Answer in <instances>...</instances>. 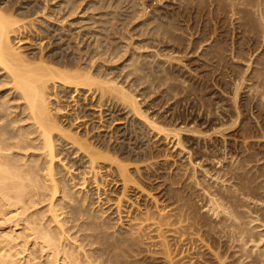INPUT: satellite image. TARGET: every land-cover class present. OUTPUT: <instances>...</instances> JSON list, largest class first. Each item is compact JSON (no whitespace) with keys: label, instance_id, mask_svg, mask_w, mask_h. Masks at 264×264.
<instances>
[{"label":"bare ground","instance_id":"bare-ground-1","mask_svg":"<svg viewBox=\"0 0 264 264\" xmlns=\"http://www.w3.org/2000/svg\"><path fill=\"white\" fill-rule=\"evenodd\" d=\"M6 1H8V3L9 2L12 3V0H6ZM78 1H76L77 3L76 2H73V3L79 4ZM98 1H100V0H98ZM186 1L187 0H185V2ZM193 1H196V0H193ZM231 1L232 0H230V2ZM240 1H242V0H240ZM250 1L248 2V4L250 3ZM35 2H36V0H35ZM70 2L72 3V1L70 0L67 4H71ZM238 2L235 5H237ZM259 2L260 1H258V3ZM8 3H6V4H8ZM11 3H9V4H11ZM91 3H93V2H91ZM115 3H116V1H115ZM186 3H188V2H186ZM208 3L210 4V2H208ZM208 3H206L207 6H208ZM231 3H228L230 5V8L233 7L232 6L233 4L231 5ZM241 3L245 4L244 7H246L247 3H244V1H242L239 3V5H237L239 8L240 7L243 8ZM181 5H182V2H181ZM184 5L187 6V4H184ZM191 5H192V2H191ZM195 5H198V4L195 3ZM20 6H22V5H20ZM37 6H39V5H37ZM40 6H41V4H40ZM237 6H234V7L238 8ZM262 6H261V8H262ZM12 7H14V6L12 5ZM43 7L41 8V10L34 9V5H31V3H27V5L25 7L24 6L21 7L22 10H16L17 11L16 12L13 10L14 8H12V10L10 8L9 9L6 8L7 9L6 10L5 8H3V5H2V7L0 6V264H194L195 262H193V261L196 259L195 257H196L197 252H202L205 255H208L209 257L208 258L206 257L207 259H209L210 257L216 256L214 251H212L211 247L208 246V244L205 242L206 240H203L201 238L202 236L201 237L199 236L200 233L198 234V232H196V228H195L196 224L194 225V223L192 222L194 219L191 216L189 217V215H190V212L188 210V208H190L189 205H188V208H185V206H183L182 204H179V202H173L172 201V204H170L169 208L166 207L167 205L164 206L165 210L167 208L169 209L168 212H166L167 210L164 211V209L161 208L162 207L161 205H160L161 207L159 206V208L161 210L158 208L160 211H155V209H153L154 210L153 211V210H150L148 208L142 209V208H140L141 206L139 207V205L136 204L137 200H138L137 198L142 197L141 200H144L145 199V198H143L144 196L150 197V195H147L149 190L146 191L144 189V187H142L140 185V183L137 182L138 180L135 179V177L133 176L134 172L130 173V171H129V165L130 164L128 165L127 162L130 161L131 159L128 160L127 158H125L123 156V154L127 153V151H125L126 147L124 146V142L126 143V140H129L128 136H129L130 132H134L132 129L134 127V124L136 127L142 126L144 128V130H145V128H146V130L148 128V129H151L155 132H156V130L158 132L160 131V134L162 131H168V132H171V134L173 133V137H174L173 139H175L177 142L176 143L172 138H170L173 140V142H175V144L173 143L174 144L173 146H175L176 144H181V140L179 138H177V137H180L179 135H181L179 132L180 130L179 129L176 130V128H174L173 126H172L173 128L172 127L168 128L167 123H166L167 127L164 128V127H162L163 125H161V126L158 125V122L156 120H154L155 118L150 119L148 116H145L144 115L145 112L144 111L141 112V110H140V107H139L140 103L138 102V99H137L138 96H135V93L132 94V92L129 91L131 89H129V90L126 89V87H127L126 85L124 87L123 85H120V83L118 84L115 81H113L115 79L111 78V75L109 78L108 77L109 73L107 74L106 69L102 67L103 64H99L102 66H97L95 64L96 58L94 60L95 62L92 60V59H94L93 56L95 54L92 57H90V60L87 61L88 64L84 63V64H87L88 66L90 65L88 67L87 65L85 66L82 63V62H84V60L79 54H78L79 56H76V53H75L74 57H72L71 55H70L71 56L70 57L66 53L65 48H63L64 45L62 44L61 38L59 41L54 40L53 42H51V40H52L51 38H53L55 36V35L52 36V34H51L52 30L51 29H54L56 27L52 26L51 25L52 23L49 24L50 26L49 25L47 26V23H48L46 21L47 18L45 19V21H43L44 19L41 20V19L37 18L40 13L44 14V12L46 11V6L44 8ZM211 7H212V5H211ZM211 7L208 6L209 10H211L210 9ZM91 8H93V6ZM186 8H184V9H186ZM227 8H229V7H227ZM248 8H250V7L247 6V9ZM19 9H20V7H19ZM119 9L122 10L121 8H119ZM251 9H252V7H251ZM128 10H130V9H128ZM231 10H230V12L236 11L235 9L232 11ZM18 11H20V12L18 13ZM56 11H58V10H56ZM61 11H62V9H61ZM134 11H136V8L134 9ZM254 11L256 12V10H254ZM258 11H260V8ZM167 12H164V13H167ZM170 12H172V11H170ZM175 12L177 13V11H175ZM108 13H109V11H108ZM139 13H141V12H139ZM172 13H171V15H172ZM132 14H134L133 11H132ZM232 14H234V13H232ZM254 14H256V13H254ZM259 14H260L261 20L264 21L262 19L263 15L261 14V12H259ZM119 15L120 14H118V16ZM46 16H47V14H46ZM92 16H93V14H92ZM105 16H107V15H105ZM177 16L178 15H176V17ZM234 16H235V14L233 15V17ZM240 16H241V14H240ZM43 17H44V15H43ZM167 17H169V16H167ZM170 18H171V16H170ZM236 18H237V16H236ZM259 18L257 20H259ZM135 19H136V16H135ZM152 19H155V18H152ZM174 19H175V16H174ZM40 20L43 21L42 24L43 25L45 24V26H43L41 24ZM52 20H54V19H52ZM175 20L177 22V19H175ZM257 20H255V21H257ZM48 21H50V19ZM106 21L108 22L109 20H106ZM156 21H158L157 18H156L155 22ZM230 21H231V19H230ZM55 22H56V20H55ZM165 22H167V21H165ZM169 22H171V20H169ZM169 22L167 24H169ZM260 22L258 21V23H260ZM102 23H104V22H102ZM108 23H106V25ZM145 23L147 24V22H145ZM153 23L154 22L152 21V25H153ZM149 24H151V22ZM260 24H259V26H260ZM93 25H95V23ZM102 25H104V24H102ZM141 25H143V24H141ZM152 25H149V26H152ZM263 25H264V23H263ZM177 26H179V25L177 24ZM48 27H49V29H47ZM91 27L92 26H90V28ZM146 27H148V26H146ZM171 27L173 28V26H171ZM263 27L264 26H262L261 30H264ZM60 28H61L60 30H62V27H60ZM106 28H108V27H106ZM163 28H164V26H163ZM154 29L151 27L152 31ZM160 29H162V28H159L156 32L157 36L162 34L161 33L162 31L159 32ZM177 29H180V28L178 27ZM63 30H64V27H63ZM102 30H103V28H102ZM111 30H112V28H111ZM173 30H175V29H173ZM106 31H107V29H106ZM106 31H104V32H106ZM154 31H153V33H155ZM171 31L172 30L169 29L170 33L169 34L167 32L166 33L168 35H170ZM172 32H174V31H172ZM95 33H96V30H95ZM159 33H161V34H159ZM262 33H261V35H262ZM24 34H26V37H25L26 42H28L30 44L31 41H33V43L31 44L32 46L35 45L34 41L37 42L38 45H36L35 47L38 46L37 50L40 49V51L38 50V52H41L42 48H44V50H46L45 48L52 45V43H54V42H56V44H54L56 47L54 46L55 47L54 49L51 48V50L49 52H47V54H42V52H43L42 51L40 53V55L39 54H38V56L35 55V61L31 60V58L28 57V56H30L29 54L27 56L24 54L25 51L22 52V50H20V46L22 47L24 42H21L22 39H19V37H20V35H22V37H23ZM177 34L179 35L178 32H177ZM245 34H247V33H245ZM49 35H51L52 37H49ZM106 35H108V34L106 33ZM172 35H175V34L172 33ZM238 35H239V33H238ZM97 36H99V35H97ZM152 36H154V34ZM261 37H263V36H261ZM31 38L33 40H29ZM44 38H47L48 41L44 42L43 40H46ZM107 38H108V36H107ZM182 38H181V40H182ZM242 38H243V36H242ZM15 39H18V42H16ZM153 39H154V37H153ZM171 39H172V37H171ZM14 40H15V43L18 44V46H17V44L15 46ZM76 40H77V38H76ZM174 40H177V39H174ZM80 41H82V40H80ZM212 44L213 43L211 42V45ZM235 44H237V43H235ZM115 47H116V45H115ZM223 47H224V45H223ZM72 48H74V47L72 46ZM77 48H78V46H77ZM120 49H121V47H120ZM122 49H124V48H122ZM128 50L132 51L131 49H128ZM214 50L215 49H213V51ZM216 50H217V48H216ZM233 50H234V48H233ZM85 52L88 53V51H85ZM238 52H239V50H238ZM34 53H35V50H34ZM157 53L156 54L159 55V52H157ZM104 54L106 55V53H104ZM231 55H232V53H231ZM89 56H91V55H89ZM131 56H130L131 59L130 60L128 59L129 61H127V63H126L127 65H125V68L127 69V67H129L131 69L130 72H132V74L134 76L136 74H138V76H139V75H141L139 73H143V72H141L142 68L139 66L141 62L138 65V60H139L138 55H137V59L135 58V55H133L132 57ZM152 56H154V55L152 54ZM152 56L150 54L151 58H152ZM217 56H218V54H217ZM101 58H102V56H101ZM101 58H97V59L100 60ZM162 58H165V57H162ZM166 59H167V57H166ZM218 59H220V58H218ZM146 60L144 59V61H146ZM142 61H143V59H142ZM226 61H228V60H226ZM103 62H105V61H103ZM110 62L111 61H109L108 64H111ZM160 62L162 63V60ZM205 62H208L207 59L205 60ZM150 63H151V61H150ZM213 64H214V62H213ZM257 64H260L259 61ZM143 65H142V67H143ZM256 66L259 67L258 65H256ZM256 66H255V70L258 69V68H256ZM151 67H152V65H151ZM100 68H102L103 70ZM122 68H124V67H122ZM126 69H122V70L124 71ZM157 69L158 68H156V70H154V71L156 72ZM102 71H104V72H102ZM144 71L146 72V69ZM257 71H259V70H257ZM130 72H129V74H130ZM150 72H149V75H150ZM157 74H159V72ZM258 74L256 73V75H258ZM256 75H255V77H257ZM144 76H146V75L144 74ZM151 76H153V75H151ZM130 77H132V76H130ZM148 77L149 76L145 77V78H147V81L149 80ZM138 79H139V77H138ZM173 79H174V77H173ZM170 80H168V81H170ZM168 81H167V83H169ZM257 81H259V80H257ZM122 83H123V79H122ZM146 83L148 84V82H146ZM136 84H137V82H136ZM170 85H172V84H170ZM132 86L133 85L131 84V87ZM254 87H255V84H254ZM263 89H264V87H263ZM261 90H262V88H261ZM262 93H264V91H262ZM262 96L263 95L261 94V97ZM233 98H234L233 99L234 101L233 100L232 101H233V104L236 108L237 107V105H235L236 100H235V97H233ZM247 99H248V97H247ZM260 99H258V100H260ZM260 101H263V98ZM236 110H237V108H236ZM237 112H238V110H237ZM146 114H147V112H146ZM154 117H155V115H154ZM156 119H158V118H156ZM231 119L232 118H230V120ZM222 120H224V119H222ZM232 121L234 122V119ZM235 122L233 124H235ZM169 125H171V124H169ZM223 125L228 126L227 129H224V132H225V130L227 131L228 129L231 128L229 126V124H223ZM256 125H257V127L260 126L258 124H256ZM220 126H222V124L219 125V127ZM226 126L225 127L222 126L221 128L222 129L226 128ZM221 128H219V129L222 130ZM183 129H181V130H183ZM243 129L246 130V128H244V127L241 130H243ZM216 130H218V129L216 128ZM186 131H188V130L186 129ZM195 131H196V133H199V132H197L198 130H193V132H195ZM260 131H263V130L260 129ZM215 132H214V134H215ZM222 132H223V130L221 131V133ZM117 133H120V134L122 133L121 137L124 138V140L123 139H121V141L118 140L119 142L116 140H113L115 137L113 134H117ZM218 133L221 134L220 132H218ZM168 134H170V133H168ZM168 134H166V135H168ZM219 134H217V135H219ZM261 134L264 135L263 132H261ZM163 135L165 136V133ZM194 135H197V134H193V136ZM169 136H167V137H169ZM209 136H211V135H209ZM248 136H250L249 138H251L252 135H248ZM167 137H165V138H167ZM206 137H208L207 134H206ZM160 138H161V136H160ZM262 138H264V136L261 137V139ZM178 139H179V141H178ZM243 139L245 140V138H243ZM257 139L259 141V138H257ZM194 140H195V138H194ZM167 141L169 142L168 139H167ZM262 141L263 140H261L260 142H262ZM128 142H130V141H128ZM205 142H207V141H205ZM245 142L246 141H244V143ZM248 142L249 141H247V143ZM119 143H121V144H119ZM133 144L135 145V143H133ZM171 144H172V142H171ZM249 144H250V142H249ZM249 144H248V146H249ZM193 146H195V145H193ZM244 146H245V144H244ZM181 148H184V147L182 146ZM29 150H31L33 152H31L29 154V152H28ZM34 150L40 151V153H36ZM197 150H198L197 153H199V151H201L199 149H197ZM68 151L70 152V155L75 154L78 158V160L74 161L71 164V166L77 164L79 167L77 168L78 174L76 177L66 179L64 173L62 172V169L65 168L66 166L64 165L63 161L60 160L61 158H59V157ZM241 152H243V151H241ZM246 152H247V150H246ZM128 153H129V151H128ZM180 153H181V151H180ZM260 153H262V152H260ZM260 153H258V154H260ZM233 155H234V153H233ZM235 155H237V153ZM67 156H68V154H67ZM259 156H261V155H259ZM259 156H258V158H259ZM262 156H263V153H262ZM135 157H136V159H138L137 156H135ZM237 157H238V155L235 156V158H237ZM255 157H257V156H255ZM224 158H225V156H224ZM226 158H227V155H226ZM228 158H229V156H228ZM261 160H262V158H261ZM254 161H257V160L254 159L251 163L252 164L255 163ZM190 162H191V160H190ZM236 162H238V160ZM258 162H261V161H258ZM258 162H256V165L258 164ZM137 163H139V162H137ZM146 163H145V165H146ZM193 163L190 164L191 167H189L187 165V167H185V168H189L190 170L193 169L192 171L196 173V171H194V169L196 168L194 166H196V165ZM226 163H228V162H226ZM226 163H223V164H226ZM247 163H248V161H247ZM251 163H250V165H252ZM244 164H246V163H244ZM192 165H193V168H192ZM197 165L199 167L201 166L199 164H197ZM230 165L231 164L229 163V167H230ZM248 165L249 164H247V166ZM250 165L247 168H250ZM253 165H255V164H253ZM198 166H197V168H199ZM222 167H223V169H225V167H227V166L225 165V167H224L222 165ZM232 167H233V164H232ZM237 167L238 166H236V168ZM240 167H242V162H241ZM136 168H138V167H136ZM247 168L245 166V169L244 170L242 169L241 173H242V171H246ZM255 168H256V166H255ZM255 168H253L251 172H254L253 170ZM138 169H136L137 171L135 170L137 172V173L135 172L136 175L140 171V170L138 171ZM238 169H240V168H238ZM200 170H202V169H200ZM205 170H204V172H205ZM214 170H216V169H214ZM219 170H217V171L219 172ZM192 171H190V173ZM197 171H198V169H197ZM40 172L45 173V174H43L41 176ZM180 172L182 173L183 171H180ZM188 172H189V170H188ZM222 172H223V170H221V174H222ZM251 172H248V175L251 174ZM195 173H193L194 176L190 180H195L196 174H197V173L196 174ZM207 173H208V171H207ZM219 173H218V175H219ZM225 173H227V172H225ZM236 173L238 174V171H236ZM239 173H240V171H239ZM60 174H63V175L59 177ZM68 174L66 175V177L67 176L69 177ZM99 174H101V175H99ZM139 174H140V172H139ZM232 174H234V173H232ZM183 175H185V174H183ZM226 175H228V174H226ZM239 175L240 174H238L237 176H239ZM248 175H246V176H248ZM201 176H202V174H201ZM206 176H208V175H206ZM219 176H221V175H219ZM244 176H245L244 173H242L241 176H239V178L244 177ZM249 176H251V175H249ZM248 177L244 178V181H245V179H248ZM259 177H258V179H259ZM184 178L185 177H183V180L181 178V180L183 182H185ZM211 178H213V177H211ZM215 178H217V176ZM221 178L223 179L226 177L221 176ZM221 178H220L221 181L226 180V179L222 180ZM252 178H254V177H252ZM252 178H250V179L252 180ZM260 178H262V180H263V177H260ZM105 179H107V180H105ZM108 179L111 180L110 182L114 185V187L118 188V190L120 189V192L116 196L115 199L112 198L113 203L112 204L110 203V205H111L110 209L112 210V213L116 217H114L113 215L111 216V213L109 212L110 215H107L108 216L107 219H104L105 211H103L102 209H98L96 212L97 214L95 213L96 214L95 216L93 214H90L89 210L95 209V208H90V207H93L92 206L93 204H95L94 201H92L95 199L93 189H96L97 192H99V190H101V185L103 186V185L107 184L106 181H108ZM162 180H164V179H162ZM176 180H178V179H176ZM181 180H180V182H181ZM190 180L188 178L187 181H190ZM196 180H197V178H196ZM207 180H209V179H207ZM251 180L248 181L249 184H251L250 183ZM262 180H257V181L260 182ZM203 181L204 180H202L201 182H203ZM221 181H219V182H221ZM233 181H234V178H233ZM237 181L239 183L238 179H237ZM183 182H181V183L183 184ZM191 182H193V181H191ZM208 182H210V181H208ZM235 182H236V180H235ZM86 183H87V186H89V188L90 187H95V188H93L91 190H87V191H82L83 188H81V187L85 186ZM162 183H163V181H162ZM179 183L177 184L178 186H179ZM185 183H187V182H185ZM255 183L253 182V185H251V186H254ZM221 184L224 185L223 183H221ZM249 184H248V187H249ZM258 184H261V183H258ZM200 185L201 184L197 183V187H200ZM210 185H209V187H210ZM238 185L240 186V184H238ZM255 185L257 186V184H255ZM183 186L185 187L184 190H186V184H184ZM187 186H189V185H187ZM207 186H208V184H207ZM216 186H217V184H216ZM246 186H247V181L245 182V188H246ZM173 187H175V186H173ZM235 187H237V186H234V188ZM262 187H264V182H262ZM181 188H182V186H181ZM219 188H221V187L219 186ZM222 188H221V192H223ZM227 188L228 187H226L225 189H227ZM232 188H233V186H232ZM232 188H230L231 190H229V191H234ZM49 189L51 190L50 191L51 194H48V192H46ZM74 189L77 190V192L75 194H74V191L72 192V190H74ZM253 189L255 190V187ZM200 190H201V187H200ZM202 190L204 191V188ZM212 190H214V188H212ZM250 190H252V189H250ZM89 191H92V192H90V194L88 196ZM105 191H106V189L103 191L104 196L106 195L105 193L107 192V191L106 192ZM189 191H187V192H189ZM203 191H201V192H203ZM207 191H208V189H207ZM248 191H249V188H248ZM187 192H185V193H187ZM218 192H220V191H218ZM249 192L251 193V191H249ZM179 193H180V191H179ZM190 193H191V191H190ZM220 193H217V194L220 195ZM97 194H95V196ZM99 194H101V193H99ZM75 195H77V196H75ZM102 195H103V193H102ZM186 195H188V193ZM191 195H193V194L191 193ZM194 195H193V197H194ZM202 195H203V193H202ZM208 195H210V196L208 197ZM250 195L251 196L253 195L252 197H254V192H253V194L251 193ZM250 195H249V197L251 198ZM215 196H216L215 193H214V195H211V193L207 194V197H208V199H207L208 203L206 204L207 207H205V210H204V208H202L200 213L201 212L203 213V211H207V212H210L211 210L216 211L215 209L221 207V204H223L222 203V202H224L223 200H230L231 199L230 197H229L230 198L229 199L227 196V198L224 197V198H222V200H220L221 198L218 199V197H219L218 195H217L218 197L216 196L217 198ZM234 196H237L236 192H235ZM257 196H255L256 198H254V200L255 199L258 200V198L260 196H258V197ZM100 197H101V195L97 199L99 200ZM133 197L136 198V200H135L136 202L134 201L135 198L133 199ZM171 197H170V199H171ZM220 197H223V195L222 196L220 195ZM198 198L199 197H197L196 201L200 199V198L199 199ZM202 198H203L202 200H204V198H206V197H202ZM232 198H234V197H232ZM152 199H154L153 196H152ZM152 199H150V200H152ZM174 199L172 198V200H174ZM181 199H183V198H181ZM87 200H88V202L86 204ZM105 200H103V202ZM191 200L189 199L190 202H191ZM234 200L232 199V201H233L232 203L236 204L235 205L236 209H237V207H240V206L245 207L239 203L240 201H238L239 204L236 203V201L238 199H236L235 202H234ZM46 201L49 202L48 205H46V206L44 205V207H42V205L45 204ZM100 201H101V199H100ZM110 201L111 200L109 199V197H107L106 202L109 204ZM189 201L187 200V203ZM204 201H202L201 203H203ZM96 202H98V204H99V201L96 200ZM255 202L252 201L250 203L253 204ZM258 202L260 203L262 201L259 200L255 204H257ZM263 202H264V200H263ZM107 203H105V205L103 204V206L108 207V206H106ZM184 203H186V201ZM193 203H194V201H193ZM228 203H230V202L228 201ZM101 204L102 203L100 202V205ZM141 205H142V203H141ZM191 205H193V204H191ZM199 205H200V203H199ZM230 205H232V204H230ZM259 205L263 206L264 203L263 204L261 203ZM151 206H152V204H151ZM156 206H158V204ZM156 206H152V207L156 208V210H157ZM58 207H60V209H58ZM193 207H192V209H193ZM242 207H241V209H242ZM250 207L251 206L249 205V208ZM245 208H247V207H245ZM249 208H247V209L243 208V209L244 210H250V209L254 210L252 208H250V209ZM61 209H67V212H66V214L68 215L67 217H63V216L61 217V215L65 213V212L59 213V211ZM236 209L233 208L232 206L228 207V205H227L226 209H224L223 213L225 216H224V225L222 224L223 225L222 229L226 225H228L227 226L228 229H229V227H231L230 230L232 229V233H231V231H230V233L232 235L229 237H233L234 239L227 237L228 235L227 236L224 235L225 231H223V233H224L223 237H227V238H225L226 240L231 239L230 241H233V240L235 241L237 238H239L238 239L239 241L238 240L237 241L241 242L240 238L241 237L243 238V236H245V235L247 237V235L251 233V230L246 226V223L244 221H241L238 219L239 216L241 219L242 218L245 219V217H241V215H239L241 213V212H239L240 211L239 208H238L239 211ZM251 210H250V213H251ZM263 210L264 209L262 208L261 211L260 210L259 211L257 210V211H258V213L259 212L261 213V212H264ZM219 211H220V209H219ZM211 212H213V211H211ZM247 212H246V215H245V212H244V214L242 213V215H244L246 217L250 216V213L248 212L249 213V215H248ZM199 214H197V215H199ZM214 214H216V213H214ZM208 215H210V214H208ZM213 215H211V216H213ZM234 215H235V217H237L236 219H238V221L236 220L237 223L239 221H241L240 224L235 223V221H234L235 218L233 217ZM252 215H254V217H257V216H255L257 214L252 213ZM193 216H194V214H193ZM206 217L208 218L210 216H206ZM229 218L230 219L234 218L233 219L234 223L231 222ZM81 219H84V221H83L82 226H80V227L82 229H86L87 232H89V231L90 232L88 235L81 237V242L79 245L75 246L76 248L74 246H72L73 247L72 248L70 246V244H68L66 242L68 230L64 229V227L67 223H76L77 221L78 222L81 221ZM252 219H253V216H252V218L250 217L251 221L254 220V219L253 220ZM225 220H227L228 223H231V225L228 224ZM211 221H213V220H211ZM217 221L218 222H215L216 224H214V225H216V228L214 226H211L210 229L214 227L213 229L217 230V227H219V225H218L219 220H217ZM206 222H208V220ZM225 222L227 223L226 225H225ZM80 223H82V222H80ZM210 223H208V224H210ZM257 223H258V221H257ZM260 223L261 224L263 223V224H262V227L259 225V228L261 227L264 229V222L260 221ZM219 224L221 225V223H219ZM199 226H201V225H197L198 228H199ZM256 226H257V224H256ZM80 227L78 226V228H80ZM205 228H206V226H205ZM254 228H255V230L258 229V228L256 229V227H254ZM226 229H224V230H226ZM206 230H208V228ZM200 231L201 230H199V232ZM220 231L221 230H218V231H216V233L220 232ZM79 232H81V231H79ZM260 232L262 234V230ZM212 233L215 234V231H213ZM217 234L215 236L218 237V235L220 233L218 235ZM226 234H228V232ZM255 234H258V232L257 233L255 232ZM261 234H259V235H261ZM263 235H262V239L264 240ZM215 236H214V238H215ZM220 236L221 235H219V237ZM256 237H258V235H256ZM203 238H204V236H203ZM252 238L254 239V237H252ZM208 240H210V239H208ZM224 240H222V241L224 242ZM228 240H227V242L230 243V245L228 244L230 246V250H233L235 248V245L232 244L234 247H233V249H231L232 248V245H231L232 242H230ZM219 241L221 242V240H219ZM247 241H249V240H247ZM73 242L77 243L76 241H73ZM214 242L215 241H213V246H215ZM220 242L218 244L217 243L216 244L219 245ZM227 242H225V243H227ZM242 242L245 243L246 241L245 242L242 241ZM238 244L239 243H237V245ZM95 245H97V247H94ZM194 245H195V247H194ZM240 245L242 246V244H240ZM86 246H89V247L93 246L94 249H86L85 248ZM196 246H197V250H201V251L195 250ZM246 246H247L246 244L244 246H242V249L243 248L245 249ZM219 247H218V249H221L220 251L222 252L224 248L222 249ZM216 248H217V246H216ZM213 250H214V248H213ZM227 250H228V252L230 251L229 247ZM237 250H239V249L237 248ZM237 250H235V254L237 253L236 252ZM250 250L252 251V248ZM255 250H257V249L255 248ZM240 251H242V253L239 251L238 252L241 253V255H242L245 250H240ZM262 251L264 253V250H262ZM229 253L231 255V252H229ZM246 253H247V251H246ZM252 253H253V251H252ZM257 253H258V251H257ZM263 253H262V255L260 254L261 256L259 254L258 255L260 257H264ZM39 254H41V256H39ZM250 254H251V252H250ZM250 254H249V250H248V254H246L248 259L251 257V256H248ZM226 255L227 254H225V257H228V255L227 256ZM233 255H234V253H233ZM241 255H239V256L241 257ZM258 255H257V257H258ZM254 257H256V256H254ZM42 258H43V260H42ZM243 258L241 261L242 263H243ZM197 259H199L198 256H197ZM217 259L218 258H216V260ZM236 259H238V258H236ZM239 259H238V261H239ZM200 260L203 261V259H201V258H200ZM225 260L229 261V259H227V258ZM225 260H224V262H225ZM244 260H246V258ZM197 261H199V260H197ZM212 261H214V259ZM220 261L221 260H219L218 262H220ZM261 262H263V260L259 261L260 264H261ZM214 264H216V262ZM263 264H264V262H263Z\"/></svg>","mask_w":264,"mask_h":264},{"label":"rangeland","instance_id":"rangeland-1","mask_svg":"<svg viewBox=\"0 0 264 264\" xmlns=\"http://www.w3.org/2000/svg\"><path fill=\"white\" fill-rule=\"evenodd\" d=\"M14 1L12 0V3L9 2L14 7H12V5L9 4L8 1H6V0L5 1L0 0V6L2 7V5H3V8H5V9L10 8L11 10H12V8H14L13 9L14 11L22 10L21 7L22 6L25 7L27 5V3H31V5H34V9H39V10H41V8L43 6L44 7L46 6V11L44 12V14L40 13L37 18H39L41 20L44 19L43 21H45V19L47 18V20H46L48 22L47 26L52 23L51 25L56 27L54 29H51L52 30V33H51L52 36L55 35L54 36L55 38L54 37L51 38L52 40L49 38L51 40V42H53L54 40L59 41L61 38L62 44L64 45L63 48H65L66 53L69 56L71 55L72 57L75 56V53H76V56L80 55L84 60V62H82L83 64L87 63V61L90 60V57H92L95 54L93 56L94 59H92V58L91 59L94 61L96 58V60H95L96 62L95 61L94 62L97 66H102L99 64H103L102 67L106 69L107 74L109 73L108 74L109 78L111 75V78L115 79V80L112 79L113 81H115L118 84L120 83V85H123L124 87L126 85L127 86L126 89H128V90L131 89L129 91L132 92V94L135 93V96H138L137 99H138V102L140 103V106H139L140 110H141V112H143V111L145 112V114L143 113L145 116H148L150 119L155 118L154 120H156L158 122V125H160V126L163 125L162 127H164V128L167 127V125H168V128H171L173 126L174 128H176V130H178V129L180 130L179 132L181 135H179V136L181 138L180 137H177V138H179L181 140V144H176L175 146H173L175 144L176 140L173 139L174 138L173 133L171 134V132L162 131L160 134V131L158 132L157 130H156V132L151 130V129H148V128H147V130H146V128L144 130V128L142 126L136 127L135 124H134V127L132 126L133 127L132 129L134 132H130V134L128 136L129 140H126V143L124 142V146L126 147L125 151H127V153L123 154V156L125 158H127L128 160L131 159L130 161L127 162L128 165L130 164L129 165L130 173L134 172L133 176L135 177V179L138 180L137 182H139L140 185L142 187H144V189L146 191L149 190L147 195H150V197H151L150 198L149 196H147L149 198L148 199L146 196H144L143 197V198H145L144 200H141L142 197L137 198L138 200H137L136 204L139 205V207L141 206L140 208H142V209H147V208L150 210L155 209V211H160L161 209L159 208V206L161 205L162 207L161 206L160 207L162 209H164V211L167 210L166 212H168V210H169L168 208H169L170 204H172V201L173 202H179V204H182L183 206H185V208H188V205L190 206V208H188V210L190 212L189 217L191 216L194 219V220L192 219L193 220L192 222L194 223V225L196 224L195 225L196 232H198V234L200 233L199 236L200 237L202 236L201 238L203 240H206L205 242L208 244V246L211 247L212 251H214V253L216 254V256H213V257H210L209 259H207L209 257L208 255H205L202 252H197L196 257H195L196 259L194 258L196 261L195 260L193 261V262H195L194 264H208V263L214 264L215 262H216V264L217 263L218 264H222V263L223 264H225V263L226 264H260L259 263L260 260L261 261L263 260V262H264V257H260L263 253L262 250H264V244H263L264 240L262 239V235L264 234V229L261 228L263 223L262 224L260 223V221L264 222V220H263L264 219V217H263L264 212H261V213L259 212L260 214L258 213L259 210L261 211L262 208L264 209V205L263 206L259 205L261 203L262 204L264 203L263 202V200H264V187H262V182H264L263 181L264 180V176H263L264 175V167H263L264 166V138L261 139V137L264 136L261 134V132L264 133V129H263L264 128V106H263L264 105V93H262V91H264V89H263V87H264V77H263L264 76V35H263L264 30H261L262 26H264L263 25L264 21L261 20V17L259 14V12H261V14L263 15V16L261 15L263 17L262 19L264 20V2H263L264 0H258V1H260L259 3L257 0H251V1L250 0H246V1L242 0V1H244V3H247L246 7H244L245 4L241 3L243 8L242 7L239 8L237 6V5H239L240 2H242L240 0H234V1L232 0L233 1V2L231 1L232 3L230 2V0L229 1L228 0H214V1L213 0H211V1L210 0H207V1L201 0L202 2L200 0H196V1H193V0L188 1L187 0L186 2H188V3H186L185 0H125V1L124 0H106V1L105 0H100V1H98V0H82L83 2L81 0H79V1L78 0H71L72 1V3L70 2L71 4H67L70 0H36L37 3L35 2V0H30V1L29 0H16L15 2ZM76 1H78L79 4L73 3ZM115 1H116V3H115ZM226 1L228 3H231V5L233 4L232 5L233 7L230 8V5ZM249 1H250V3H249L250 5L248 4ZM91 2H93V3H91ZM181 2H182V5H181ZM191 2H192V5H191ZM208 2H210L212 7ZM237 2H238V4L235 5ZM6 3H8V4H6ZM195 3L198 5H195ZM206 3H208V6L211 7L210 8L211 10H209ZM40 4L42 7L40 6ZM184 4H187V6ZM5 5L6 6L8 5V6L6 7ZM20 5H22V6H20ZM37 5H39V6H37ZM260 5L261 6L263 5L262 8ZM92 6H93V8H91ZM234 6H237L238 8H235ZM247 6H249L250 8L247 9ZM19 7H20V9H19ZM130 7L131 8L133 7V8L131 9ZM227 7H229L230 9ZM251 7H252V9H251ZM119 8H121L122 10H120ZM127 8L130 10H128ZM135 8H136V11H134ZM184 8H186V9H184ZM233 8L236 11L230 12L231 9L234 10ZM259 8H260V11H258ZM61 9H62V11H61ZM56 10H58V11H56ZM131 10L133 11L134 14H132ZM254 10H256V12ZM108 11H109V13H108ZM170 11H172L173 13ZM175 11H177V13ZM19 12L20 11H18V13ZM139 12H141V13H139ZM164 12H167V13H164ZM253 12L256 14H254ZM171 13H172V15H171ZM174 13L178 16L176 17V15ZM232 13L235 14L234 17H233L234 14H232ZM239 13L241 14V16ZM46 14H47V16H46ZM92 14H93V16H92ZM118 14H120V15L118 16ZM43 15H44V17H43ZM105 15H107V16H105ZM134 15L136 16V19H135ZM48 16L49 17L51 16V17L49 18ZM167 16H169V17H167ZM170 16H171V18H170ZM174 16H175V19H177V22L174 19ZM236 16H237V18H236ZM166 17L168 19L170 18L169 20H171V22H169V20ZM140 18L141 19L143 18V19L141 20ZM152 18H155V19H152ZM156 18L158 19V21L155 22ZM229 18L231 19V21ZM258 18H259V20H257ZM49 19L51 22L48 21ZM52 19H54V20H52ZM55 20H56V22L57 21L58 22L56 23ZM106 20H109L108 21L109 23ZM255 20H257V21H255ZM43 21H41V24ZM142 21L144 23L147 22V24L146 23L144 24ZM152 21L154 22L153 25H152ZM165 21H167V22H165ZM258 21L259 22L261 21L260 22L261 24L258 23ZM102 22H104V23H102ZM150 22H151V24H149ZM168 22H169V24H167ZM94 23H95V25H93ZM106 23H108V24L106 25ZM102 24H104V25H102ZM141 24H143V25H141ZM177 24L179 26H177ZM259 24H260V26H259ZM145 25L148 27H146ZM149 25H152V26H149ZM162 25L164 26L165 29L163 28ZM43 26H45V24ZM90 26H92V27L90 28ZM171 26H173V28ZM60 27H62V30L64 27V30L63 31L60 30L61 29ZM101 27L103 28L104 31H106V29H107V31L104 32ZM106 27H108V28H106ZM151 27L153 29L154 28L156 29V30L154 29L155 31L153 30L155 33H153V31L151 30ZM178 27L180 29H177ZM111 28H112V30H111ZM159 28H162L159 31V32L162 31L161 32L162 34L159 33L161 35L157 36L156 32ZM47 29H49V27ZM169 29L175 32L174 33L171 31V34H170L171 36L168 35L170 33ZM173 29H175V30H173ZM95 30H96V33H95ZM176 31L179 33V35L177 34ZM106 33L108 35H106ZM172 33L175 35H172ZM238 33H239V35H238ZM245 33H247V34H245ZM261 33H262V35H261ZM153 34H154V36H152ZM24 35H23V37H22V35H20V37H19V39H22L21 42H24L22 47L20 46V50H22V52L25 51L26 53L24 52V54L27 56L29 54L31 57L30 56H28V57L31 58V60L35 61V55L36 56H38V54L40 55V53L42 51H43L42 54H47V52H49L51 50V48L54 49L56 47L54 45V44H56V42H54V43H52V45L46 47L45 48L46 50H44V48H42V51L38 52V50L40 51V49L37 50L38 46L35 47L36 45H38L37 42L34 41L35 45L32 46L31 44L33 43V41H31V43L29 44L25 40L26 34H24ZM97 35H99V36H97ZM164 35L165 36L167 35V36L165 37ZM52 36L49 35V37H52ZM107 36H108V38H107ZM242 36H243V38H242ZM261 36H263V37H261ZM153 37H154V39H153ZM167 37L168 38L170 37V38L168 39ZM171 37H172V39H171ZM76 38H77V40H76ZM181 38H182V40H181ZM44 39H46V40H43L44 42L48 41L47 38H44ZM174 39H177V40H174ZM15 40H16V42H18V39H15ZM15 40H14V44L16 46L17 43H15ZM29 40H33V39L31 38ZM80 40H82V41H80ZM211 42L213 43L212 45H211ZM235 43H237V44H235ZM114 44L116 45V47ZM76 45L78 46V48ZM223 45H224V47H223ZM17 46H18V44H17ZM72 46L75 49L72 48ZM120 47H121V49H120ZM122 48H124V49H122ZM216 48H217V50H216ZM233 48H234V50H233ZM128 49H131L132 51H130ZM213 49H215V50L213 51ZM237 49L239 50V52ZM34 50H35L36 54L34 53ZM85 51H88V53H86ZM156 51L159 52V55H157L158 53ZM103 52L106 53V55ZM231 53L233 56L231 55ZM132 54L135 55L136 59H137V55L139 57L138 58L139 59L138 65L141 62L139 66L142 68L141 72H143V73H139V74H141V75L143 74L142 76L141 75L138 76V74H136L137 76L136 75L134 76L132 74V72H130L131 69L129 67L126 66L127 69L125 68V65H127L126 63H127V61H129L131 59L130 56ZM150 54H151V56H152V54L154 56H152V58H151ZM217 54H218V56H217ZM89 55H91V56H89ZM101 56L104 60L101 58ZM161 56L165 57V58H162ZM166 57H167V59H166ZM97 58H101V59L99 60ZM218 58H220V59H218ZM142 59H143V61H142ZM144 59L145 60L147 59V60L144 61ZM206 59L208 62H205ZM161 60H162V63L160 62ZM226 60H228V61H226ZM103 61H105V62H103ZM109 61H111L110 62L111 64H108ZM150 61H151V63H150ZM258 61L260 64H257ZM213 62H214V64H213ZM142 63L143 64L147 63L148 65L147 64L146 65L148 67L145 64L143 65ZM87 64H84V65L86 66ZM141 64L143 65V67ZM151 65H152V67H151ZM256 65H258L259 67H257ZM255 66L258 69L255 70ZM122 67H124V68H122ZM156 68H158L156 72L157 73L159 72V74H157L154 71V70H156ZM100 69H102V68H100ZM122 69H126L127 71L126 70L123 71ZM145 69H146V72L144 71ZM257 70H259V71H257ZM102 72H104V71H102ZM129 72H130V74H129ZM149 72H150V75H149ZM256 73L257 74L259 73V74L256 75ZM144 74L146 76H144ZM151 75H153V76H151ZM255 75L257 77H255ZM130 76H132L133 78ZM147 76H149L148 78L151 82L149 80L147 81V78H145ZM138 77H139V79H138ZM173 77H174V79H173ZM122 79H123V83H122ZM168 80H170V81H168ZM257 80H259V81H257ZM167 81L169 83H167ZM136 82H137V84H136ZM146 82H148V84ZM131 84L133 85L132 87H131ZM170 84H172V85H170ZM254 84H255V87H254ZM261 88H262V90H261ZM246 91L247 92L249 91V92L247 93ZM261 94L263 95L262 97H261ZM233 97H235V100H236L235 105H237L236 108H237L238 112H237V110L233 104V101H234ZM247 97H248V99H247ZM262 98H263V101H260V100H262ZM258 99H260V100H258ZM146 112H147V114H146ZM154 115H155V117H154ZM229 117L232 119L230 120ZM156 118H158L159 120ZM222 119H224V120H222ZM233 119H234V122L236 121L235 124H233L234 123L232 121ZM166 123H167V125H166ZM169 124H171V125H169ZM221 124L223 127L226 126L223 124H229V126L231 128L228 129L227 131L225 130V132H224V129H227L228 126H226V128L222 129L221 128L222 126L219 127V125H221ZM256 124H258L260 126L257 127ZM183 126L184 127L186 126V127L184 128ZM217 126L223 130L222 133H221L222 130H220ZM242 126L244 128H246V130H244V129L241 130L243 128ZM216 128L218 130H216ZM259 128L262 129L263 131H260ZM181 129H183V130H181ZM186 129L188 131H186ZM193 130H198L197 132H199V133H196V131L193 132ZM215 131L216 132L218 131L221 134H219L218 132L216 133ZM190 132L191 133L193 132V133L191 134ZM214 132H215V134H214ZM164 133H165V136L163 135ZM168 133H170L171 135ZM121 134L120 133L113 134L115 136L113 140H116V141H118V140L121 141V139L124 140V138L121 137ZM166 134H168V135H166ZM193 134H197V135H194L195 136L194 137ZM206 134L208 137H206ZM217 134H219V135H217ZM247 134L252 135L251 138H249L250 136H248ZM209 135H211V136H209ZM220 135L222 137L223 136L224 137L222 138ZM160 136H161V138H160ZM167 136H169V137H167ZM165 137H167V138H165ZM256 137L259 138V141ZM170 138H172L175 142H173V140ZM194 138H195V140H194ZM243 138H245V140ZM167 139L169 140L170 143L167 141ZM179 139H178V141H179ZM260 139L263 141L260 142L261 141ZM128 141H130V142H128ZM205 141H207V142H205ZM244 141H246V142L244 143ZM247 141H249L250 144H249V142L247 143ZM171 142H172V144H171ZM133 143H135V145ZM119 144H121V143H119ZM244 144H245V146H244ZM248 144H249V146H248ZM193 145H195V146H193ZM182 146L185 149L181 148ZM197 149H199L201 151H199V153H197L198 152ZM246 150H247V152H246ZM34 151L36 153H40V151H36V150H34ZM128 151H129V153H128ZM180 151L182 154L180 153ZM241 151H243V152H241ZM28 152L30 154L33 151L29 150ZM68 152H65L63 155H61L59 157V158H61L60 160H62L64 165L66 166L65 168L62 169V172L64 173L66 179L76 177L78 174L77 168L79 167L77 164L71 166V164L74 161L78 160V158L75 154L70 155V152L69 153ZM260 152L263 153V156H262V153H260ZM233 153H234V155H233ZM236 153H237L239 158L238 157L235 158V156H237V155H235ZM258 153H260V154H258ZM67 154H68V156H67ZM226 155H227V158H226ZM259 155H261V156H259ZM135 156H137L138 159H136ZM224 156H225V158H224ZM228 156H229V158H228ZM255 156H257V157H255ZM258 156H259V158H258ZM261 158H262V160H261ZM254 159L257 160V161H254L255 163H253L255 165H253L251 163ZM190 160H191V162H190ZM237 160H238V162H236ZM247 161H248V163H247ZM258 161H261V162H258ZM137 162H139V163H137ZM226 162H228V163H226ZM241 162H242V167H240ZM249 162L252 165H250ZM256 162H258L257 165H256ZM145 163H146V165H145ZM191 163L196 165V166H194V167H196L194 169V171H196L197 174L192 171L193 169L190 170L189 168H185V167H187V165L189 167H191L190 166ZM223 163H226V164H223ZM229 163L231 164L230 167H229ZM244 163H246V164H244ZM197 164L201 165L200 166L201 168ZM232 164H233V167H232ZM247 164L250 165V168H247V167H249V165L247 166ZM222 165L224 167L226 165L227 167H225V169H223ZM197 166L199 168H197ZM236 166H238V167L236 168ZM245 166H246L247 170L242 171V173H244L245 176L239 178V176H241V174H242L241 170L242 169L244 170ZM255 166H256V168H255ZM136 167H138L139 169ZM192 168H193V165H192ZM238 168H240V169H238ZM253 168H255L253 170L254 172H251ZM136 169H138V171L140 170L139 171L140 174L138 172L139 175L138 174L136 175V173H137ZM197 169H198V171H197ZM200 169H202V170H200ZM214 169H216V170H214ZM188 170H189V172H188ZM204 170H205V172H204ZM217 170H219L220 173ZM221 170H223L224 173L225 172H227V173L224 174L222 172V174H221ZM180 171H183V172L185 171L186 173L182 172L185 175H183ZM190 171H192V172L190 173ZM207 171H208V173H207ZM236 171H238V174H240L239 176H237L238 174L236 173ZM239 171H240V173H239ZM248 172H251V174H249L251 176L248 175ZM40 173H41V176L43 174H45L42 172H40ZM193 173L196 174V178L198 181L196 180L195 177L194 178L196 181L190 180L194 176ZM218 173L222 177H226L223 179H226L227 181L226 180L224 181L221 178V176L218 175ZM232 173H234L235 175ZM67 174L69 175V177L68 176L66 177ZM201 174H202V176H201ZM226 174H228L229 176ZM62 175L63 174H60L59 177ZM99 175H101V174H99ZM206 175H208L210 178ZM246 175H248L249 177ZM216 176H217V178H215ZM257 176L263 177V180L260 177L258 179ZM183 177H185L184 181L187 183L182 181ZM211 177H213V178H211ZM232 177L234 178V181H233ZM247 177H248V179H245V181H244V178H247ZM252 177H254V178H252ZM181 178H182V180H181ZM188 178L190 181H187ZM220 178L223 181H221ZM250 178H252V180ZM160 179L161 180L164 179L165 181L162 180L163 181V183H162V181ZM176 179H178V180H176ZM207 179H209V180H207ZM237 179L239 180V183H238ZM105 180H107V179H105ZM180 180H181V182H183V184L180 182ZM202 180H204V181L201 182ZM235 180L237 183L235 182ZM250 180H251V182H250L251 184H249V182H248ZM257 180H262V181L259 182ZM110 181L111 180L108 179V181H106L107 184H105L103 186L101 185V190H99V192H97L96 189H93L95 187L89 188V186H87V183L85 184V186L81 187V188H83L82 191H87V190L93 189L95 199L92 201H94L95 204H93L92 205L93 207H90V208H95V209H92L94 212L90 209L89 210L90 214H93L95 216L97 214L96 213L97 210L102 209L103 211H105L104 219H107V217H108L107 215H110V213H111V216L112 215L114 216V214L112 213V210L110 209V207H111L110 203L111 204L113 203V199H115L116 196L119 194L120 189L118 190V188L114 187V185ZM191 181H193L194 183ZM208 181H210V182H208ZM219 181H221V182H219ZM246 181H247V186L245 188V182ZM196 182L201 184L200 185L201 190H200V187H197ZM253 182L254 183L256 182L255 184H257V186L255 184H254V186H251V185H253ZM178 183H179L180 187L177 185ZM209 183L211 185L213 184L215 187L213 185L211 186ZM215 183L217 184V186ZM221 183H223L224 185H222ZM258 183H261V184H258ZM166 184L167 185L169 184L168 185L169 187ZM184 184H186V190H184L185 189V187L183 186ZM207 184H208V186H207ZM238 184H240V186ZM248 184H249V187H248ZM172 185L175 187H173ZM187 185H189V186H187ZM209 185H210V187H209ZM181 186H182V188H181ZM219 186L221 188L223 187L222 188L223 192H221V188H219ZM232 186H233V188H232ZM234 186H237V187L234 188ZM226 187H228V188L225 189ZM254 187H255V190L253 189ZM203 188H204V191L206 190L205 191L206 193L202 190ZM212 188H214V190H212ZM230 188H232L234 191H229V190H231ZM248 188L252 194L254 192V197H252L253 195L252 196L250 195L251 193L248 191ZM105 189L107 192L105 191L106 195L104 196L103 191ZM207 189H208V191H207ZM250 189H252V190H250ZM178 190L180 191V193ZM189 190L191 191V193L193 195L195 194L194 197H193V195H191ZM50 191L51 190L49 189L46 192H48V194H51ZM73 191H74V194L77 192V190H75V189L72 190V192ZM187 191H189V192H187ZM201 191H203V192H201ZM218 191H220L221 193ZM90 192H92V191L88 192V196H89ZM185 192H187L189 196L186 195L187 193H185ZM207 192L209 194L211 193V195H214V193H215L216 196L217 195L219 196V197L217 196L218 199L221 198L220 200H222V198H224V197L227 198V196H228V198L230 197L231 199L229 198L230 200H223L224 201V202H222L223 204H221V207L215 209L216 211L211 210L213 212L203 211V213L202 212L200 213L202 208H204V210H205V207H207V205H206L208 203L207 199L210 196V195H208V197H207V194H208ZM235 192H236L237 196H234ZM99 193H101V194H99ZM102 193H103V195H102ZM202 193H203V195H202ZM217 193H220V195L221 196L223 195V197H220V195ZM95 194H97L98 196L97 195L95 196ZM248 194L251 196V198L253 200L249 197ZM100 195H101V197L98 200L97 198ZM257 195L260 197L258 198V200H256V199L254 200V198H256L255 196H257ZM75 196H77V195H75ZM152 196L154 197V199H152ZM107 197H109V199L111 200L109 202V204L106 202ZM170 197H171V199H170ZM197 197H199L200 199L198 198L199 200L196 201ZM202 197H206V198H204L205 201L202 200L203 199ZM232 197H234V198H232ZM134 198L135 197H133V199ZM172 198L173 199L175 198L174 199L175 201L172 200ZM181 198H183V199H181ZM100 199H101V201H100ZM150 199H152V200H150ZM186 199L188 201H189V199L190 200L192 199L191 200L192 203L190 201L187 203ZM232 199L233 200L235 199L234 202L236 201V199H238L236 201L237 204L240 203L241 205H243L247 208H249V205H250L251 206L250 208H252L254 210H251L249 208L251 210V213H250V210H244L247 208L242 207V206L237 207V209H236V207H235L236 204L232 203L233 202ZM96 200L99 201V204H98V202H96ZM103 200H105L104 202L107 203L106 206H108V207L103 206V204L105 205ZM135 200H136V198L134 199V201ZM259 200H261L262 202H260V203L258 202L257 204H255ZM154 201L155 202L157 201V202L155 203ZM185 201H186V203H184ZM193 201L195 204L193 203ZM202 201H204V202L201 203ZM228 201L230 203H228ZM238 201H240V202L238 203ZM252 201H254V202L256 201L255 203H253L254 205L252 203H250ZM87 202H88V200L86 201V204H87ZM100 202L102 203L101 205H100ZM48 203L49 202L46 201V203L43 204L42 207H44V205L45 206L48 205ZM141 203H142V205H141ZM190 203L193 205H191ZM199 203H200V205H199ZM151 204H152V206H156L158 204V206H156L157 210H156V208L152 207ZM230 204H232V205H230ZM165 205H167L166 207H168L166 210L164 208ZM227 205H228V207L232 206L236 210H238V208H239L240 211L239 210L238 211L241 212L239 215H241V217H245V219L244 218L241 219L240 216L238 215L239 216L238 219L241 221H244L246 223V226L251 230V233L248 234L249 236L247 235V237H246V235H245V236H243V238L241 237L242 239L240 238V241L241 242L246 241L245 243L238 242L239 238H237L234 241L233 237H229L232 235L231 234L232 229L230 230L231 227H229V229L227 228V226H228V225H226L228 223L227 220H225L227 222V223L225 222V225H226L225 227L227 229L225 227L222 229V227L224 225V216H225L223 212H224V209H226ZM191 206L192 207L194 206L193 207L194 210L192 209ZM241 207H242V209H241ZM58 209H60V207H58ZM219 209H220V211H219ZM247 211L250 213V216L246 217V216L242 215V213L244 214V212L246 215ZM61 212H65L64 214L61 215V217L62 216L67 217L68 216L66 214L67 209H61L59 211V213H61ZM207 213L210 215H208ZM214 213H216V214H214ZM249 213H248V215H249ZM252 213L257 214V215H255L257 217H254V215H252ZM193 214H194V216H193ZM197 214H199V215H197ZM211 215H213V216H211ZM206 216H210L212 219L210 217L207 218ZM252 216L254 219V220L252 219L253 221L250 220V217L252 218ZM114 217H116V216H114ZM233 217L235 219L229 218L230 221L233 223L235 221L236 224H240L241 221H239L237 223L236 222V220L238 221V219H236L237 217H235V215ZM210 219L213 221H211ZM233 219H234V221H233ZM207 220H208V222H206ZM217 220H219V223H221V225L218 223L219 227H217V230H216L213 228L214 227L216 228V225H214V224H216L215 222H218ZM83 221H84V219H81V221H79V222L77 221L76 223H67L64 227V229L68 230L66 242L68 244H70L71 247L72 246L75 247L76 245H79L81 242V237L88 235L90 232L89 230H88L89 232H87L86 229H82L80 227V226H82ZM257 221H258V223H257ZM80 222H82V223H80ZM208 223H210V224H208ZM202 224L203 225L205 224V225L203 226ZM228 224L231 225V223H228ZM256 224H257V226H256ZM197 225H201V226H199V228H198ZM259 225L261 226L260 228H259ZM78 226L80 228H78ZM205 226H206V228H205ZM211 226H214V227L210 229ZM254 227H256V229L257 228L258 229L255 230ZM207 228H208V230H206ZM224 229H226V230H224ZM78 230L81 232H79ZM199 230H201L202 232L201 231L199 232ZM218 230H221L220 232H217L218 234L220 233L219 235H221L220 236L221 238L216 233V231H218ZM261 230H262V234L260 232ZM213 231H215V234L212 233ZM223 231H225L224 232L225 234L223 233ZM230 231H231V233H230ZM227 232H228V234H226ZM255 232L256 233L258 232V234H255ZM216 234L218 235L219 238L217 236H215ZM223 234L226 236L228 235L227 237H229V238H233L232 240L234 242L230 241L231 239L230 240L227 239L228 241L232 242L231 245L232 244L235 245L234 249H233L234 246L232 245L231 249H233V250H230V246H229L230 243L227 242V240L225 239L227 237H223L224 236ZM259 234H261V235H259ZM256 235H258V237H256ZM203 236H204V238H203ZM214 236H215V238H214ZM252 237H254V239ZM263 237H264V235H263ZM245 238L249 241H247ZM208 239H210V240H208ZM219 240H221V242ZM222 240H224V242ZM73 241H76L77 243H75ZM213 241H215L214 242L215 246H213ZM219 242L221 245L220 244L217 245ZM225 242H227V243H225ZM237 243H239V244L237 245ZM240 244H242V246H244L246 244L247 245L246 247L248 249L246 247H245V249L244 248L242 249V246ZM216 246H217V248H216ZM94 247H97V245H95ZM94 247L93 246L92 247L86 246L85 248L86 249H94ZM194 247H195V245H194ZM218 247L222 248V249L224 248L223 251L221 252L220 251L221 249H218ZM228 247L230 250L229 252H231V255L227 250ZM254 247L257 250H255ZM213 248H214V250H213ZM237 248L239 250H237ZM249 248L250 249L252 248L253 253ZM195 250H197V246H196ZM235 250H237L236 254H235ZM240 250H245L244 251L245 253L247 251L246 254H248V250H249V254H250V252H251V254L248 256H251V257L248 259L247 255L244 252L241 255L242 251H240ZM197 251H201V250H197ZM238 251L241 253H239ZM257 251H258V253H257ZM233 253H234V255H233ZM225 254H227L228 257H225ZM239 255H241V257ZM257 255H258V257H257ZM39 256H41V254H39ZM197 256L199 259H197ZM254 256H256V257H254ZM215 257L218 258L219 260H221L220 261L221 263L218 262L219 260L217 259L218 260L217 261ZM200 258L203 259V261L200 260ZM226 258L229 259V261L225 260ZM236 258H238V259L240 258L239 259L240 262ZM242 258H243V263L241 262ZM245 258H246V260H244ZM213 259L215 262L212 261ZM42 260H43V258H42ZM197 260H199V261H197ZM224 260H225V262H224ZM263 262H261V264H263Z\"/></svg>","mask_w":264,"mask_h":264}]
</instances>
